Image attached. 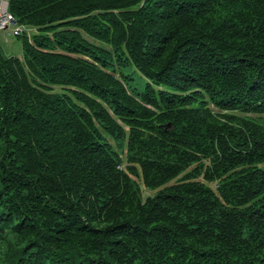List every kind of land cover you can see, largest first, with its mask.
I'll return each instance as SVG.
<instances>
[{"label":"trees","instance_id":"obj_1","mask_svg":"<svg viewBox=\"0 0 264 264\" xmlns=\"http://www.w3.org/2000/svg\"><path fill=\"white\" fill-rule=\"evenodd\" d=\"M7 8L0 264H264V0Z\"/></svg>","mask_w":264,"mask_h":264},{"label":"rangeland","instance_id":"obj_2","mask_svg":"<svg viewBox=\"0 0 264 264\" xmlns=\"http://www.w3.org/2000/svg\"><path fill=\"white\" fill-rule=\"evenodd\" d=\"M1 5H0V9H1ZM8 9V8H7ZM14 27V24H10L8 26V28L4 29V30H0V44L3 48V50L7 53V54H14V55H21V43H20V39L19 36L13 35L12 34V28ZM23 29L28 33L31 34L35 31L34 27L31 26H26L23 27ZM149 192V190H147L146 188L144 189V193Z\"/></svg>","mask_w":264,"mask_h":264},{"label":"built area","instance_id":"obj_3","mask_svg":"<svg viewBox=\"0 0 264 264\" xmlns=\"http://www.w3.org/2000/svg\"><path fill=\"white\" fill-rule=\"evenodd\" d=\"M7 3L8 0H0V5L2 6L0 9V30L8 28L10 24H14L12 33L13 35H18L22 32L23 25L14 23L13 16L7 9Z\"/></svg>","mask_w":264,"mask_h":264},{"label":"water","instance_id":"obj_4","mask_svg":"<svg viewBox=\"0 0 264 264\" xmlns=\"http://www.w3.org/2000/svg\"><path fill=\"white\" fill-rule=\"evenodd\" d=\"M166 126V125H165Z\"/></svg>","mask_w":264,"mask_h":264}]
</instances>
